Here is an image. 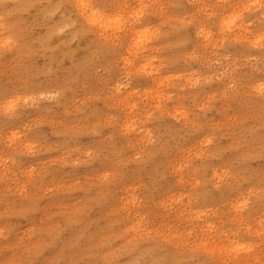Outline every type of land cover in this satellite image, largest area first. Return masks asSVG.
I'll use <instances>...</instances> for the list:
<instances>
[{"label":"rangeland","instance_id":"obj_1","mask_svg":"<svg viewBox=\"0 0 264 264\" xmlns=\"http://www.w3.org/2000/svg\"><path fill=\"white\" fill-rule=\"evenodd\" d=\"M0 264H264V0H0Z\"/></svg>","mask_w":264,"mask_h":264}]
</instances>
